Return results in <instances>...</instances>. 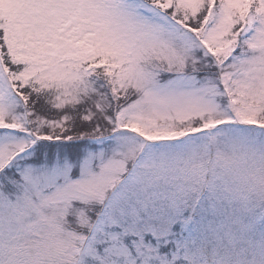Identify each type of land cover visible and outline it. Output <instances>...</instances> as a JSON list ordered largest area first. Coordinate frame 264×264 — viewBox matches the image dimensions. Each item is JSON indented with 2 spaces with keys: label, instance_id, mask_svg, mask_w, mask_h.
Instances as JSON below:
<instances>
[{
  "label": "snow or ice",
  "instance_id": "6c2138e0",
  "mask_svg": "<svg viewBox=\"0 0 264 264\" xmlns=\"http://www.w3.org/2000/svg\"><path fill=\"white\" fill-rule=\"evenodd\" d=\"M0 264H264V0H0Z\"/></svg>",
  "mask_w": 264,
  "mask_h": 264
}]
</instances>
